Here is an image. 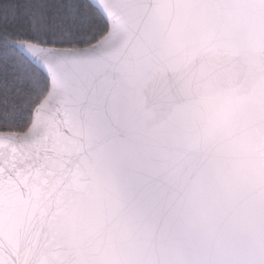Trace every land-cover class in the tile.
<instances>
[{
  "label": "clouds",
  "instance_id": "9594fccd",
  "mask_svg": "<svg viewBox=\"0 0 264 264\" xmlns=\"http://www.w3.org/2000/svg\"><path fill=\"white\" fill-rule=\"evenodd\" d=\"M237 2L124 9L103 123L82 126L38 262L250 264L264 249V23Z\"/></svg>",
  "mask_w": 264,
  "mask_h": 264
},
{
  "label": "snow or ice",
  "instance_id": "6c2138e0",
  "mask_svg": "<svg viewBox=\"0 0 264 264\" xmlns=\"http://www.w3.org/2000/svg\"><path fill=\"white\" fill-rule=\"evenodd\" d=\"M229 6L264 23V0ZM128 7L140 15L143 0H0V264H46L53 189L82 126L103 123L105 63Z\"/></svg>",
  "mask_w": 264,
  "mask_h": 264
},
{
  "label": "water",
  "instance_id": "95a60500",
  "mask_svg": "<svg viewBox=\"0 0 264 264\" xmlns=\"http://www.w3.org/2000/svg\"><path fill=\"white\" fill-rule=\"evenodd\" d=\"M75 153H76V152H74V153L72 154V157H71V159H72V158L75 156Z\"/></svg>",
  "mask_w": 264,
  "mask_h": 264
}]
</instances>
